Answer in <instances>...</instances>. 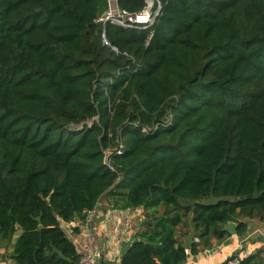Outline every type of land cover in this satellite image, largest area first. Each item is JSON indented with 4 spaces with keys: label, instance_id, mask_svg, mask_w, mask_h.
<instances>
[{
    "label": "trees",
    "instance_id": "trees-1",
    "mask_svg": "<svg viewBox=\"0 0 264 264\" xmlns=\"http://www.w3.org/2000/svg\"><path fill=\"white\" fill-rule=\"evenodd\" d=\"M159 1L128 27L100 20L108 0H0V248L20 231L16 264H77L61 221L107 194L147 211L122 264H182L229 221L239 236L264 221V0Z\"/></svg>",
    "mask_w": 264,
    "mask_h": 264
},
{
    "label": "built area",
    "instance_id": "built-area-1",
    "mask_svg": "<svg viewBox=\"0 0 264 264\" xmlns=\"http://www.w3.org/2000/svg\"><path fill=\"white\" fill-rule=\"evenodd\" d=\"M143 12V11H142ZM147 13H143L141 16L137 14L133 17V14L124 13L119 9L117 0H108V9L100 18L103 21H111L124 26H133L134 23L144 22L153 23V18L150 20L147 17ZM105 40V38H104ZM123 144L120 143L115 149H106L105 151V163L112 169L116 170L111 162V156L115 152L116 154H122ZM103 197V196H102ZM102 197H100L94 207L87 212V215L82 219V224L89 229H92L96 224H100L104 230L105 235L109 236V239L104 241L100 246L88 247L81 253L80 260L77 264H122V257L125 251V245L123 241L129 240L122 233L126 234L128 230L135 224H139L141 221L147 218L145 210L140 207H113L107 205ZM74 225V222H69ZM116 227L117 231H120L121 236L112 234L113 228ZM137 228V226H136ZM141 231V228L137 230ZM133 238V237H132ZM131 238V240H133ZM130 240V242H131ZM199 241L198 238H195ZM241 249H235L230 255L219 264H241L242 259L246 256ZM187 254H190V248L185 249ZM237 252V253H236Z\"/></svg>",
    "mask_w": 264,
    "mask_h": 264
},
{
    "label": "crops",
    "instance_id": "crops-1",
    "mask_svg": "<svg viewBox=\"0 0 264 264\" xmlns=\"http://www.w3.org/2000/svg\"><path fill=\"white\" fill-rule=\"evenodd\" d=\"M102 199L107 205L113 207H121L115 203L111 195H104ZM145 212L147 211L145 210ZM146 220L147 218L141 221L139 224H134L126 234L122 233L124 236H126V238L130 237L129 240L123 241V245H125V248L130 243L132 237V239H135L139 235V232L136 235L138 227L142 230ZM81 221L82 220L79 218L73 220L75 226L64 220L61 221L62 227L69 235V237L74 241L80 253H82L84 249L88 247L100 246L104 243V241L109 239V236L105 235L104 230L100 224H96L92 229H89L86 228ZM112 234L119 237L121 236L120 231H117L116 227L113 228ZM248 239L250 241H248ZM241 240H244L246 246V249L242 251L245 252V254H257L256 252L258 251H261V254H263L264 221H261L257 218L249 220L247 235L239 236L236 233H232L231 236L226 237L222 241L213 239L212 247L210 246L205 249L202 248L196 254H189L187 259L182 264H219L223 262L231 252L235 251L237 243H239ZM185 245L189 246L188 244ZM8 248L1 246L0 264H16L12 256L6 250Z\"/></svg>",
    "mask_w": 264,
    "mask_h": 264
},
{
    "label": "rangeland",
    "instance_id": "rangeland-1",
    "mask_svg": "<svg viewBox=\"0 0 264 264\" xmlns=\"http://www.w3.org/2000/svg\"><path fill=\"white\" fill-rule=\"evenodd\" d=\"M158 1L157 0H154V4H153V7L151 8V10L149 11V13L147 14V17H149V19L151 20L153 17H154V14L157 10H155V5ZM108 195V194H107ZM183 203H186V202H190V200H187V199H182ZM218 200V198L214 197V196H210V197H207V198H204V199H199L198 201L200 202H205V203H212V202H216ZM168 208H161V213L166 210ZM148 218V217H147ZM19 233L20 231H18L12 239L10 240H3L1 242V246L2 247H9L8 249H6L9 254L12 256L13 258V255H14V247H15V243H16V240H17V237L19 236ZM263 237V236H261ZM195 234H194V229H193V225H192V221H191V215H187L185 218H184V221L182 224L179 225L178 227V239L180 241H182L183 243L185 244H188V245H191L193 239H195ZM196 241V240H195ZM248 241H250L248 239ZM240 246H242L243 250L246 249V246H245V243H244V240H241L239 243H237L236 247L237 249H241ZM257 255L256 259H254L253 263L252 264H264V253L261 254V251L259 252H256Z\"/></svg>",
    "mask_w": 264,
    "mask_h": 264
},
{
    "label": "water",
    "instance_id": "water-1",
    "mask_svg": "<svg viewBox=\"0 0 264 264\" xmlns=\"http://www.w3.org/2000/svg\"><path fill=\"white\" fill-rule=\"evenodd\" d=\"M146 1H147V7L143 10V12L138 13L139 16H141L143 13L149 12L151 10V8L153 7L154 0H146ZM157 1L160 3L159 0H157ZM160 9H161V5H159V8L157 9V11L154 14L153 22L155 20L156 15L159 13ZM136 16H137V14H133V17H136ZM106 23H107V21H105V26H106ZM103 37L105 38V42L110 44L109 41L107 40L106 32H104ZM114 49L116 50L117 48L114 47ZM87 124L89 126H91L93 124V120L87 121ZM84 127H85V122H82L78 125H74L73 131L78 132L80 130H83ZM155 222H157V220ZM236 227H237V223L235 221H229L227 223V225L224 227V229L229 231L230 233H236Z\"/></svg>",
    "mask_w": 264,
    "mask_h": 264
}]
</instances>
